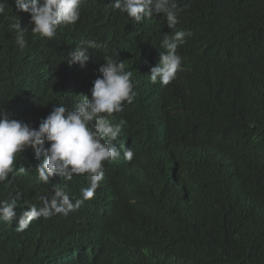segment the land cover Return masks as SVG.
I'll return each instance as SVG.
<instances>
[{"label":"trees","instance_id":"1","mask_svg":"<svg viewBox=\"0 0 264 264\" xmlns=\"http://www.w3.org/2000/svg\"><path fill=\"white\" fill-rule=\"evenodd\" d=\"M98 3L89 0L78 21L63 28L56 42L44 40L40 49L29 44L19 48L13 35L2 40V45L15 49L17 58L31 59L40 74L55 75L67 50L111 26L116 35L111 56L124 61L133 73L137 95L125 110L136 114L146 106L158 154L143 166L135 156L131 161L105 162L102 185L87 201L83 241L104 248L106 264H150L165 250L175 253V258L184 256L187 264H220L215 248H222L224 259L231 245L253 264H264V0H176L181 17L196 30L182 45L183 68L168 85L150 82L149 69L156 63L137 60L127 52L136 40L130 38L122 45L117 35L122 17L102 21L96 13ZM13 6V0H5L0 21L14 13ZM18 20L26 28L25 40L31 42L32 25L23 16ZM139 29L148 59L164 31L155 24ZM97 42L103 49L105 43ZM66 43L69 47L59 45ZM89 52L98 56L91 48ZM226 70L242 73L231 79ZM88 75L100 74L85 68L82 84ZM22 80L18 75L12 81L0 79V95L11 101L14 116L37 128L50 112L41 115L38 107L27 117L23 106L42 81L38 78L20 86ZM56 80L61 84L64 78L56 75ZM182 117L189 136L175 131L184 125ZM201 119L208 138L202 148L191 144L202 136ZM37 163L22 153L15 162L17 171L10 174L13 178L0 183V200L6 201L8 191L23 192L16 195L17 218L11 223L0 221V264H46L47 256L57 249L63 251L60 264H77L68 259L72 229L66 231L64 222L73 226L79 212L39 217L23 231L17 230L20 205L42 207L40 197H50L52 185L63 188L75 201L89 183L87 176L74 175L71 180L54 178L46 185L37 177ZM21 167L27 171L21 173ZM138 245H148L151 251L138 254ZM86 251L84 247L81 253Z\"/></svg>","mask_w":264,"mask_h":264},{"label":"clouds","instance_id":"2","mask_svg":"<svg viewBox=\"0 0 264 264\" xmlns=\"http://www.w3.org/2000/svg\"><path fill=\"white\" fill-rule=\"evenodd\" d=\"M88 2L89 0H13L14 13L0 21V79L12 81L13 76L18 75L23 78L20 86L41 79V88L32 94L23 109L27 117L36 112L38 107L42 109L41 115L50 112L39 122L37 128H33L29 123L21 121V117L14 116L11 101L0 95V183L13 178L10 174L17 171L15 162L22 153L38 161L35 165L37 177L46 185L54 178L71 180L74 175L87 176L88 186L80 189L75 201L63 188L52 185L50 197H40L42 207L20 205L22 215L19 217L17 230L23 231L32 220L39 217L47 218L55 214L67 216L69 213L79 212L80 217L73 226L64 222L66 231L72 229L68 259H73L77 264H106L107 251L102 247L86 244L81 231L86 222L87 201L102 185L100 183L104 179L105 162L117 159L131 161L135 156L139 165L143 166L158 154L155 147L156 133L153 123L146 116V106L141 107L136 114L126 113V106L134 101L137 92L133 73L125 67L124 61L111 56L116 35L111 26L93 32V40L81 41L63 54L54 70L55 75L40 74L31 59H19L15 56V49L2 45V40L12 35L16 36V43L21 49L27 44L40 49V45L47 39L56 42L63 28L74 25L84 15ZM4 12L5 0H0V15ZM96 13L102 21H106L108 16L122 17L117 27L121 44L134 38L136 43L127 52L137 60L156 63L149 69L151 83L168 85L176 79L177 73L183 68L182 57L179 55H182V45L196 30L183 20L176 0H99ZM21 16L26 19L27 25H32L34 38L31 42L25 40L26 28L18 20ZM151 24L164 32L158 46L147 59L148 51L145 50L139 26ZM160 26L164 29L159 28ZM97 41L105 43L103 49L99 48L103 45ZM59 45L69 47L70 44ZM90 48L98 56L92 55ZM85 68L100 75L97 78L88 75L86 84H82L80 77ZM241 73L224 71L225 76L231 79H237ZM56 75L64 78L61 84H58ZM51 102L54 104L48 106ZM190 116L198 119L197 115ZM199 121L202 136L193 138L191 144H198L202 148L208 141L207 126L204 125V120ZM180 122L184 125L176 127V133L189 136L184 117L180 118ZM121 148L124 151H120ZM167 156L171 157V154L168 152ZM22 159L25 157L22 156ZM19 171L23 173L27 169L21 167ZM22 193L21 190L8 191L4 197L6 201L0 200V221L11 223L17 218L16 195ZM84 247H87V251L81 253ZM102 250L103 254L100 252ZM145 251H151L148 245L136 247L138 254ZM169 251L158 253L156 257L159 260L153 257L150 264H187L184 256L176 254L175 258L172 256L175 253ZM62 252L60 249L53 251L47 256L46 264H60ZM79 253L83 255L82 260L79 259ZM215 255L220 264H253L252 259L238 255L234 245L228 247L224 259L222 248H215ZM53 258L57 261L54 262Z\"/></svg>","mask_w":264,"mask_h":264},{"label":"bare ground","instance_id":"3","mask_svg":"<svg viewBox=\"0 0 264 264\" xmlns=\"http://www.w3.org/2000/svg\"><path fill=\"white\" fill-rule=\"evenodd\" d=\"M112 7V6H111ZM112 9V8H111ZM150 18H148V20H149ZM121 145V144H120ZM120 151H124V148H121V150ZM123 154V153H122ZM120 160V159H119ZM167 161V160H166ZM30 223H32V222H30Z\"/></svg>","mask_w":264,"mask_h":264}]
</instances>
